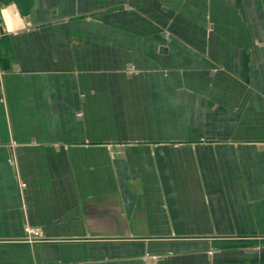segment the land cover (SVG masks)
Masks as SVG:
<instances>
[{
  "label": "crops",
  "instance_id": "1",
  "mask_svg": "<svg viewBox=\"0 0 264 264\" xmlns=\"http://www.w3.org/2000/svg\"><path fill=\"white\" fill-rule=\"evenodd\" d=\"M12 4L0 264H264V0Z\"/></svg>",
  "mask_w": 264,
  "mask_h": 264
},
{
  "label": "clouds",
  "instance_id": "2",
  "mask_svg": "<svg viewBox=\"0 0 264 264\" xmlns=\"http://www.w3.org/2000/svg\"><path fill=\"white\" fill-rule=\"evenodd\" d=\"M10 11L15 14L14 19L10 18ZM0 18H2L4 24L6 25L5 30L8 32L26 27L24 19L20 17L17 11H15L14 4L0 8Z\"/></svg>",
  "mask_w": 264,
  "mask_h": 264
},
{
  "label": "built area",
  "instance_id": "3",
  "mask_svg": "<svg viewBox=\"0 0 264 264\" xmlns=\"http://www.w3.org/2000/svg\"><path fill=\"white\" fill-rule=\"evenodd\" d=\"M0 8H2V7L0 6ZM5 28H6V25L4 24L2 18H0V42L2 41L3 37H5L6 35H9L11 33H14L16 31V30H14L12 32H8L5 30ZM9 162L12 166H14L13 160L10 159ZM20 184H21L22 188L26 187V185L24 183H20ZM24 234H25L24 240L26 243L35 244L38 242L39 235H38L36 229H34L32 227H26L24 229Z\"/></svg>",
  "mask_w": 264,
  "mask_h": 264
}]
</instances>
